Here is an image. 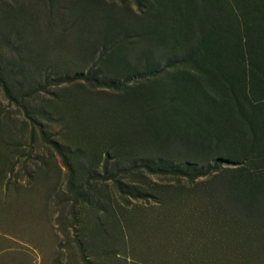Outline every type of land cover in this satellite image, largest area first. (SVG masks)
I'll return each mask as SVG.
<instances>
[{
  "label": "rangeland",
  "instance_id": "374dc122",
  "mask_svg": "<svg viewBox=\"0 0 264 264\" xmlns=\"http://www.w3.org/2000/svg\"><path fill=\"white\" fill-rule=\"evenodd\" d=\"M0 264H264V0H0Z\"/></svg>",
  "mask_w": 264,
  "mask_h": 264
}]
</instances>
